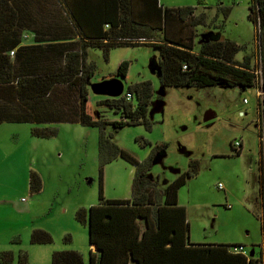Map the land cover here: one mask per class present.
<instances>
[{
  "label": "rangeland",
  "instance_id": "rangeland-1",
  "mask_svg": "<svg viewBox=\"0 0 264 264\" xmlns=\"http://www.w3.org/2000/svg\"><path fill=\"white\" fill-rule=\"evenodd\" d=\"M159 2L168 8L195 7L194 19L204 24L185 27L182 34L193 37L192 51L199 53L205 37L235 43L238 52L234 63L239 66L247 59L248 69L255 75L254 84L163 86L158 75L159 51L152 45L115 47L106 56L100 49L89 48L86 59L92 64L93 75L86 109L102 120L119 118V112L97 103L108 95L96 93L92 84L117 79L114 72L118 64L127 61L126 77L120 78L121 93L134 82L151 81L149 126L140 123L114 128L106 124L105 133H111L116 145L139 160L145 159L156 144H166L155 152L147 172L162 189L196 161V172L177 190V201L186 210L190 241L242 243L247 251L257 249L264 222V198L258 191L262 150L264 153V52L258 24L248 19L250 0ZM192 21L190 17L187 24ZM39 125H0V250L13 251V264H17L19 249L27 252L28 264H50L53 250L75 249L87 264V226L74 215L79 207L98 202L99 128L57 123L47 125L55 127L53 136L31 135L30 128ZM235 140L241 142L238 154L232 148ZM29 170L41 178L37 192L29 189ZM133 175L134 166L120 156L105 163L103 197L130 198ZM28 201L29 210L23 209L20 203ZM33 228L48 231L52 242L31 243ZM65 235L70 241H64Z\"/></svg>",
  "mask_w": 264,
  "mask_h": 264
},
{
  "label": "trees",
  "instance_id": "trees-1",
  "mask_svg": "<svg viewBox=\"0 0 264 264\" xmlns=\"http://www.w3.org/2000/svg\"><path fill=\"white\" fill-rule=\"evenodd\" d=\"M67 30V38L77 41L79 49L66 50L61 54L59 70L20 77L16 81L19 98L36 102L61 84L78 89V113L74 120L81 125L99 128L97 141L99 158L98 202L79 207L74 218L87 226L89 244L96 253L90 252L88 264H260L240 250L232 247L242 244L186 245L188 224L185 207L177 203V190L186 179L196 172V161L179 173L162 189L147 175L155 152L166 144H156L149 155L139 160L111 140L104 127L144 124L149 126L147 108L153 96L148 79L128 85L132 93L126 99L123 93L106 96L97 103L119 112L118 120L95 118L86 109L88 83L93 75L92 64L85 62L87 48L100 49L104 56L115 47L152 45L159 51L158 75L163 86H251L255 75L248 69L247 59L235 65L238 46L230 41H220L213 36L203 38L199 53H194L193 37L182 36L185 27L204 24L194 19L195 7H162L159 0H50ZM200 3V2H199ZM21 7L16 0H0V34L21 30ZM192 17L194 21L187 24ZM248 19L259 27L261 53L264 52V0H250ZM105 27V28H104ZM204 35V34H203ZM37 39V37H35ZM13 65L9 56L0 50V85L10 84ZM128 62L121 61L114 76L125 79ZM30 116L31 113H30ZM71 119H73L71 117ZM34 136L55 135V127L32 126ZM239 153V149L236 151ZM120 156L134 166L130 198H104L102 194V167ZM258 191L264 198V153L260 159ZM261 178V179H260ZM263 179V180H262ZM30 191L41 189V178L35 170H29ZM264 205V202H262ZM143 221V222H142ZM264 236V222H262ZM18 241L19 239H14ZM31 243H50L52 235L42 229L30 232ZM64 241H70L65 235ZM170 243V245H167ZM264 245V240H263ZM12 250H0V264H13ZM17 264H28L25 250L19 249ZM50 264H84L82 254L75 249L53 250Z\"/></svg>",
  "mask_w": 264,
  "mask_h": 264
},
{
  "label": "crops",
  "instance_id": "crops-1",
  "mask_svg": "<svg viewBox=\"0 0 264 264\" xmlns=\"http://www.w3.org/2000/svg\"><path fill=\"white\" fill-rule=\"evenodd\" d=\"M16 4L21 7L22 11L21 30L8 32L4 38H1L2 35L0 34V50H3L9 56L13 65L11 83L0 85V125L2 123H30L47 126L57 123H79L77 120H74L78 113L79 104L78 89L74 86L57 85L49 94L38 99L36 102H30L28 99L17 96V79L59 70L62 64V52L76 50L77 47L79 49V44L77 41L66 39L67 30L65 25L56 13L50 0H16ZM88 49H86L85 53L86 63H88L86 59ZM88 100L89 95L87 92ZM30 113L32 116H30ZM118 119H120V116ZM28 204L29 201L24 204L20 203L23 209H28ZM186 222L188 224L186 245L211 246L215 244H227L190 241L187 217ZM263 240L264 236L257 249L252 247L247 251L242 243H238L242 244L241 249H237L235 246L232 248L236 251L240 250L248 258L251 257L253 260L259 259V263L264 264ZM167 245H170V243ZM88 248L90 250L89 254L90 252L96 253L94 244L88 243ZM82 257L84 261V256Z\"/></svg>",
  "mask_w": 264,
  "mask_h": 264
},
{
  "label": "water",
  "instance_id": "water-1",
  "mask_svg": "<svg viewBox=\"0 0 264 264\" xmlns=\"http://www.w3.org/2000/svg\"><path fill=\"white\" fill-rule=\"evenodd\" d=\"M92 88L96 93L106 94L108 96H118L122 91V81L120 78L117 79H105L98 83L92 84Z\"/></svg>",
  "mask_w": 264,
  "mask_h": 264
},
{
  "label": "built area",
  "instance_id": "built-area-1",
  "mask_svg": "<svg viewBox=\"0 0 264 264\" xmlns=\"http://www.w3.org/2000/svg\"><path fill=\"white\" fill-rule=\"evenodd\" d=\"M123 95L125 96L126 99H131V97H132V93L127 92V91H125V92L123 93ZM244 100H245V99H244ZM232 145H233L236 149H238V148L240 147V145H241V142H240L239 140H235L234 142H232ZM218 187H221V185L218 184ZM236 248H237V249H241L242 246H237Z\"/></svg>",
  "mask_w": 264,
  "mask_h": 264
},
{
  "label": "flooded vegetation",
  "instance_id": "flooded-vegetation-1",
  "mask_svg": "<svg viewBox=\"0 0 264 264\" xmlns=\"http://www.w3.org/2000/svg\"><path fill=\"white\" fill-rule=\"evenodd\" d=\"M241 146V145H240ZM232 148L235 150V151H237L238 149H236L235 147H233V145H232ZM263 251H264V245H263Z\"/></svg>",
  "mask_w": 264,
  "mask_h": 264
}]
</instances>
